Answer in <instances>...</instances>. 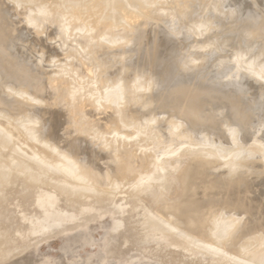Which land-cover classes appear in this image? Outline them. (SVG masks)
<instances>
[{"label": "bare ground", "instance_id": "6f19581e", "mask_svg": "<svg viewBox=\"0 0 264 264\" xmlns=\"http://www.w3.org/2000/svg\"><path fill=\"white\" fill-rule=\"evenodd\" d=\"M7 1H9L11 5L10 4L8 5ZM56 1L57 2L51 1L50 4L52 2L54 4L53 6H50L49 2L45 0H39V2L43 5V7L45 6V4L47 5L46 7L42 8L44 9V11H41L42 9L39 8L41 7L40 6L41 4H36L38 5V7L35 8V6H33L34 8L32 7L33 9L29 10V7L32 6L29 4V2H33V0L32 1L31 0H0V217L3 216L5 220L6 219L8 220V216L11 217L13 210L15 211L13 215L15 214L14 217H16V219L15 218L14 219L15 220H17V218L19 219V223L13 219L16 223H18L15 226L13 225L15 223L14 221L13 223H10L11 226L13 227H11L10 225L7 226L8 223L6 225L0 224L1 225L0 227L2 228L4 226L7 227V228L4 227L3 229L5 231L4 230L2 231L7 235H9V237L10 235L11 237L12 235H14V237L19 235L21 238H26L30 235L37 233L38 230L41 228H44V230L47 229L52 230L54 228L61 229L62 227H64V225L60 223V220L58 221L55 220V217L66 216L70 211L80 210L81 208H84L85 204L82 197L83 198L84 196L85 198L86 196L90 197L91 201L90 200L89 201L93 202V204H97L95 203L96 201L97 202L99 201L98 202L99 204L100 202L112 204L110 201L113 200L115 197H117L118 194L121 195L127 194L130 198V201L129 202L125 201V202L128 204L131 203L137 204L138 209L136 210H139V215H137V217H139L138 221L136 219L139 225L137 223H135L134 225L136 226L137 224L138 227L140 226L142 227V229L145 225H148L147 227L145 226L146 230L145 229L144 230L147 232L145 235L148 236L150 239H153V237L157 235H158L157 237H159V234L161 233L163 234L165 232V231L162 232L163 231L162 229H164L163 227L177 228L176 231H178V228L180 227L179 232L183 235H189L192 232L195 233L198 232L199 235H201L200 233L209 231L212 233L213 237L218 242H220L222 238L226 239L227 237L225 238V236H228L229 234L232 235L231 231L233 230L235 231L236 229H231V228L232 227L235 228V226L233 225L231 228L228 226L232 225L231 223H233L234 221L235 224L236 221L237 222L239 221L238 220L239 216H237L236 218V215L238 214L236 212H235L236 215L233 214L234 218H230V219L229 217L226 216L228 214H224L223 216H226L227 218L222 216L223 219H221L220 214L219 215L214 214L216 216L213 215V217L210 219L206 218L205 217L206 214L198 210L199 207H195V206L192 207L194 203L192 204L191 202L194 198H192L191 194L190 196L192 199L190 198L191 200L189 203H191L192 206L190 204L188 205L186 201L185 203L181 202L182 204L180 203L179 205H174L173 203H163V204L160 203V193L164 191L163 189L165 185H167L168 182L169 185L172 184V182L170 183V181L167 180V177L171 175L170 172L172 171L170 170L175 168L176 164L173 167L170 166L171 167L170 169L169 167L166 168L165 166H163L161 162H159L160 164H158L156 155L152 150L153 148L150 149L151 146H149L152 143L153 137L151 138V136L153 134L151 135V133H153V131L151 130L152 132H148L147 129L150 128L148 126L156 124L158 122L157 121L158 119L154 118V114L153 117L150 116L151 114L149 115V117H145L148 115H145L142 112L143 105H145V103H151L152 100L150 94L149 95L148 93L144 94L141 93L140 91H144L145 89L150 88V85L152 84L154 85L153 79H151L150 77L146 78L145 76H144L145 78L142 77V75L138 73V71L136 70H134L133 72L132 70H130L131 68L130 69L128 68V65L126 64L127 62H125L123 59L126 51L125 46L129 43H139L143 38V35L145 34L144 30L146 29L144 27L148 24V22H151L148 20L155 19V17H157L159 13H161V15L163 14L164 17L167 16L164 19H168V16L172 17L173 14H175L174 16H176V13H180L185 16L186 14H195L197 12L196 11L197 6H199L198 3L201 2H199V0H172L170 7H164L162 5L163 4L162 0H67V1L56 0ZM205 1L211 2V0H205ZM213 1L215 2V0ZM245 1L246 0H244L243 2ZM205 4H203V6ZM236 4H238V0ZM105 5H107V10L109 11L110 9L111 11L106 12L105 11L106 9H104ZM14 6H16L18 10ZM110 6L111 8H109ZM10 7H11V11L17 14H20L23 11H25L26 13L31 11L34 12V14L37 13L40 14L39 16L33 15V16H37V17H33L32 15H30L31 12H29L28 14L30 15V17L31 16L32 17L30 19H27L29 15L27 16V14L22 13L25 14L26 16V18L24 19L28 20V21L26 20L24 21L30 23V24L25 23L27 25L26 29H28V34L30 32L33 35V37H35L34 41L36 45L38 44L42 49H48L50 51L56 52V46H57L58 50L65 51L64 54L66 58L68 59L72 58V59L66 61L64 64L58 63L54 65L55 67L58 68V70L52 71L50 73L47 71L45 72L43 70L44 64L42 57L37 58L36 61L33 60L35 62L32 61L31 63L29 59L26 57L28 54L26 56L24 55L23 57L19 56L18 53L22 50H20L21 48L19 44L15 45L18 41L15 44H13L14 42L13 39L14 38L16 39L15 34L19 32L18 30L19 27L18 29L15 27L17 30L12 29L14 28L11 26L12 24L11 25L4 24L2 23L3 21H1L3 14H5V16L6 15L9 16L11 20L14 19V18L12 19V16H10ZM232 15L231 17H233ZM200 19H196V21H193L192 27H194L195 29L194 28L192 29H194L195 31L200 29L207 30L208 29L207 27L209 26H207L205 20L202 19L200 20ZM14 20L16 21V19ZM44 22H49L51 24L46 25L44 24ZM78 24L79 25L81 24L82 27L80 26V28H78L79 27ZM74 28L78 30V31L76 30L77 32L75 31L76 33L72 32ZM203 31L204 30H202V32ZM196 33H198V31ZM54 38H58V42H54V44L57 43V45L51 44V42H49ZM29 39L31 40V38ZM78 39L79 41H77ZM30 40L27 39V41ZM66 41H68V45L66 44ZM101 43L107 46L109 45L112 46L111 44H114V46L116 47L114 50L117 52V54L115 53L111 55L112 50L110 49L109 51L103 48L96 49L94 47L101 45ZM85 46L95 48L93 50H90L92 51L91 53L88 51L90 55L92 54L91 56L92 58L89 56L90 57L89 62L85 58H83L84 55L82 56V54L80 53L81 52L80 50H82L80 48H84ZM68 47L69 49L67 50ZM41 48L39 49V51L41 50ZM89 49L92 48H88L87 50ZM37 50L38 49H36V51ZM76 53L80 55L79 59L76 58ZM84 53H86V51ZM171 53H169L168 55H170ZM181 63L178 62V64ZM251 66H252L251 64H248L247 67L245 68L244 73L248 72L252 77H256V79L258 78L264 84V71L263 69L261 70L262 67L260 69L255 67L256 69L254 68L253 70ZM192 67L194 68V66ZM189 69H187V72ZM183 70L186 69H182V72ZM129 72L131 75V80H129V82L125 84L123 83L122 85H119L118 83L121 81V80L119 81V79H122V77H124V74L126 73L129 74ZM191 72L192 74L195 73L193 71H190V73ZM94 74L97 75V77L95 76L96 79L93 82L96 85L95 88L92 87L91 89H89L90 88L89 87L88 89H86L85 88L86 85L83 84L86 83L88 79L87 77L89 75H92L89 77L93 78ZM9 78L13 81V84L11 83L12 86L5 85L3 84L4 82L2 83V81L7 80ZM201 79L203 78L201 77ZM246 79L249 80L250 78L249 79L246 78ZM251 79L253 80L254 78ZM91 80L92 79H90L89 82ZM208 82H210V80H208ZM257 82L258 81H256V83ZM82 89L83 90L85 89L84 90L85 93L82 91ZM80 91H82V93L84 94H80ZM13 94H16L15 96H17L18 98L15 99L13 96H11ZM9 96L14 98L15 100H11V101L7 100L6 98H8ZM153 99L155 100L154 97ZM156 107H158V105H156L155 108ZM223 111L225 110L223 109ZM170 112H172L171 109ZM97 115L100 116L96 117ZM43 116L47 117V121L46 119L45 121L47 122L48 127H46V125H44V123L41 120V117ZM140 117H144L145 119L143 118V120L142 119L140 120L139 119ZM168 117H166L167 119L164 120L159 119V121H164V122H161L159 124L160 127L158 128V130H156V133L155 131L154 133L156 135L158 134V136L160 137V139L158 140L161 141V145L159 144L160 147L163 146L164 148H167L166 152H168V155H170V157L172 155H176L177 153L174 152V150L171 151L172 148H170L171 145H169V143L172 144L176 142L175 140H177L178 142V139L181 137H184V140L182 138L181 143H187V142L190 143L188 141L189 138L190 139L193 138L197 141V143L195 144L193 143L194 146L187 144L188 149L185 152H183V154L192 151L193 154H197V157H195L191 161L197 160L198 161L197 166H199L200 169H204V167L208 166L210 163L211 164L212 163L214 164L215 162L217 163L218 162L216 160L217 158L228 157V154H230L228 152H225L224 149L226 148V145L224 146L222 144H221L222 146L219 145V147L222 148L224 146V149L222 148L220 150V148L217 147V149H214L215 151L218 150L216 151L217 153L215 154L214 153L215 151L212 150L211 147H209L212 144H216V143L218 144V142H216L217 139L215 140L214 138H212L211 137L212 135L210 136L209 133H205L202 131L198 135L195 134L194 131H192L190 133L193 134L190 135L187 132L188 129L186 130L187 126L185 122L181 118L178 117L176 118L175 121L174 119L168 120ZM143 125H145L148 128H146ZM157 125L155 127L159 126ZM231 132H228V134H230ZM170 134H172L173 137L181 134L183 136H178L179 138L177 137L174 140V138L173 139L171 138L172 135ZM141 136H144L143 139L140 138ZM234 136L236 137L238 136L239 139V135L235 134ZM230 138H233V135ZM172 140L174 142H172ZM239 141L241 142V140ZM177 142L174 144H177L176 146L180 144L181 146V143L180 142L177 143ZM233 142L237 143L238 141L233 140ZM233 142L231 141V144H233L234 146L235 143ZM257 142L255 143L257 144ZM157 143L158 142H156V145ZM260 143H261L260 147L264 148V146H262L263 145L262 141ZM244 148L241 149L243 150ZM184 149H186V147ZM230 150L232 151L231 148ZM250 150L251 149H249L247 152L249 153ZM258 150L257 151L255 150L256 153L258 152ZM163 151H165V149ZM239 151L237 152L240 155ZM237 152H234L235 157L231 154L229 155L228 159L232 161L236 159L239 160V155L237 154ZM244 152L245 154L247 153L246 151ZM217 154L218 157L216 158L215 155L217 156ZM261 154L263 155L264 153H262L261 151ZM178 155L179 157L174 156L176 160L172 162V160L174 159L173 158L171 160L172 163L177 162V158H180V154ZM230 157H232V159ZM211 159L216 161L212 162ZM160 160L163 159L161 158ZM178 160H179L178 163H180L181 159ZM224 160L226 161V158ZM228 161L226 162V165L224 164V166L227 167L228 163L231 162ZM165 162L169 163L170 161L166 160ZM171 162L170 164H172ZM189 163L191 164L192 162ZM193 163L191 165H193ZM240 164L239 166H241ZM191 165H188V167L183 168L184 170L182 169L178 174L179 183H180L179 185L180 186L182 185L181 188L182 187L185 188L189 175H191V177L193 173L196 175L195 169H192L188 172V170L190 169L189 166ZM229 165L231 166V163ZM230 166H228L227 168L233 167ZM234 166L235 167H233V170H235L236 166L238 165H234ZM197 168L196 170H198ZM190 172L191 174L188 175V173ZM238 176H237V180H238ZM200 177L198 179L199 181H202V183L200 182L201 184L199 185L198 189H200V193H202L203 189L205 188L204 186H206L207 184L204 182L205 181L204 179L207 177H205L204 179L203 177L202 178ZM234 177L235 176H233V178ZM216 179H218V176L216 177ZM166 181H168L167 184ZM206 181L208 182V180ZM221 181L223 183V180ZM147 185L148 186L155 185V187L152 188L154 189V192H152L151 195L153 209H150L148 207V203L146 201V198L150 194V193L146 194V191H144V188ZM210 187L212 186L210 185ZM149 188L148 191H151V189L149 190ZM210 189L211 188L206 189L207 192ZM186 190H188V188H186ZM88 193H92V194L89 196ZM181 193L183 194L182 190ZM198 193L199 192H196V196H195L196 198L198 196ZM204 193L205 196H207L206 191H204ZM231 194L235 195L233 191ZM127 195L126 198L128 197ZM186 196H188V193ZM199 196L203 197V193L202 196L201 194ZM230 196L227 197L229 198ZM235 196L238 198L239 194L238 196L237 194ZM122 197L123 199H125L124 198L125 196ZM165 197L167 196H164V198ZM118 198L116 200H118L119 202L122 198L119 199ZM196 198L193 201H197ZM255 198L253 197V199L252 198L251 199L254 200ZM207 199H212V198L208 197ZM233 200L234 201L236 200V202L238 201L237 199H233ZM254 201L259 203L258 201H256V199ZM112 202H114V200ZM115 202L117 203V201ZM205 204L202 206H205ZM103 206L104 205H102V207ZM30 207H33L35 209L31 213L28 212ZM118 210L120 209H117V211ZM121 211L123 212V210ZM10 212L11 215H9ZM248 212H250V210ZM158 215H161L163 219L160 220L159 219L160 216L158 217ZM233 215L231 216L233 217ZM206 219L208 221L207 223L209 224L207 228L208 230H206L205 224L201 223L203 222V220L206 221ZM232 219L234 220L233 222H231ZM10 220L11 219H9V221ZM238 225L236 226L238 227V230H240L239 226H241V224L239 226ZM148 227L149 229H147ZM227 227L228 229L226 230ZM225 230L226 232H224ZM2 231L0 232L1 234L3 233ZM234 231L233 233H235V235L237 236L239 232L236 234V231L235 232ZM171 233L172 232H170V235ZM211 233L209 234L211 235ZM165 235H168V233L163 234L164 237ZM0 236L1 238L4 237V235L3 236L0 235ZM171 237H173V235ZM1 238H0V256L7 252L5 251L3 253L4 250H2L3 248L2 246L6 242H4V239ZM163 238H162L163 241L168 240V238L167 239L166 238L163 239ZM260 238L261 237L259 236L258 240H260ZM234 239L235 238L232 235L231 238L226 239V242L225 241L224 242L227 243L230 240L231 243L234 241ZM158 240H160V237L158 238ZM183 240L185 239H182V241ZM10 241L8 243H10ZM176 241L178 240H175V242ZM249 241H246L245 243L248 244ZM218 242L216 243L217 246L219 245ZM263 242L260 241L259 243L261 244ZM186 244H188V242ZM191 244L192 245L194 244L193 241ZM191 244H190V248L194 247V245L192 246ZM196 244H198V242ZM200 244L202 245V243ZM212 244L215 245V242L211 243V245ZM6 245L8 244L6 243L5 246ZM201 245L197 246L199 252H200L199 247L205 249L206 246V250H208L209 244L206 245L203 243L204 247ZM211 245L210 248L212 252L213 251L214 252L213 253L209 252V253L214 255L216 251L214 250L215 246L211 247ZM243 245L244 242L240 246V248ZM181 246L178 247L181 248ZM184 247L186 248V246ZM227 247H229V245H227ZM235 248L238 249V247ZM220 249H218L217 251L218 255H219L218 252H220L221 254H226L227 257L231 255L226 251H221L222 249L221 250ZM206 250L201 249L202 252L203 251L206 252ZM260 250H262V253L264 252L263 251L264 249H260ZM189 251L190 252L195 251V249ZM233 251H235V249ZM247 252L245 250L244 254L249 256V252L248 254ZM242 253L243 252H241V254ZM217 254L216 256H218ZM261 254L260 256H262L263 258L261 257V261L257 260L259 261V264L264 263V256L263 254L262 255ZM255 256L258 255L255 254ZM234 259L236 258L234 257ZM239 259L238 261L241 260ZM241 261L243 262V259ZM255 261L256 260H254V262Z\"/></svg>", "mask_w": 264, "mask_h": 264}, {"label": "rangeland", "instance_id": "374dc122", "mask_svg": "<svg viewBox=\"0 0 264 264\" xmlns=\"http://www.w3.org/2000/svg\"><path fill=\"white\" fill-rule=\"evenodd\" d=\"M37 1L39 2V0H36V1L33 0V2H29V4L32 5V6H30L31 8L29 7V10L33 9L34 8L33 6H35V8L38 7V5H36V4H41L40 2L38 3ZM45 1L49 2L50 6H53L54 1L57 2L56 0H50V1L45 0ZM51 1H53V2L50 4ZM162 1H163L162 5L164 7H170V4L172 3V0H168V1L162 0ZM212 1L213 0H211V2L205 1V0H199V2H201V3L203 2V3L202 4L198 3L199 6H197V10H196L197 12L195 14H186V16H185L183 14L176 13V16H174L175 14L172 15L173 18L168 16V19H164L167 16L164 17L163 14L161 15V13H159V15H157V17H155V19L148 20L151 22L147 21L148 24L146 26H148V25H150V26L144 27L146 29L144 30L145 34L143 35V38L141 39V41L139 43H129L125 46L126 51H125L123 59L125 62H127L126 64L128 65V68L129 69L131 68L130 70H132L133 72H134V70H136V71H138V73H140L142 75V77H144V76L146 78L150 77L154 81V85L153 84L150 85V88L145 89L144 91H140L141 93H144V94H147V93H148V95L150 94L151 100H152L151 103H145V105H143L142 112L145 115H148L145 117H149L150 114H151L150 116L153 117V114H154V118L158 119L157 120L158 122L156 124L153 123L154 125L148 126L150 128L146 127L147 126L146 124H145L146 126L143 125L146 128H148L147 129L148 132L153 131V133H151V135L152 134L154 135L156 133V130H158V128L160 127L159 124L161 122H164V121H159V119L164 120V119H167L166 117L169 116L168 120L174 119L176 121V118H178L176 116V114L173 113L172 107L169 105V103L166 105V107L163 106L162 108H157V107L155 108V103L153 102L155 100L153 99V97L155 99H156V95L165 97V95L170 91L168 85L176 77L178 72H182V69H186V70H183V72H187V69H189V68H190L189 70L193 71V72H195L197 70L193 74H192V72L190 73L189 70H188V72L191 75H196V76H198V74H200V76L203 78V79H201V78L200 79L203 82H205V86L202 88L203 90L209 91L214 86H216V84L231 85V87L228 89L229 91L233 90V87H236V89H237V87L241 89L240 94L243 97V100L242 99H240V100L242 102H244V109L247 110V113L249 112V115H250L249 118H251V121H252L251 124H247V130L246 131H240L242 134L239 132L238 128L235 126V122L232 119H231L232 121H229V119H228L226 122H223L224 125H222L221 131H220L219 127H218V131H211V132L210 131L206 132L205 130H191L188 127H186V130L188 129L187 132L190 135L193 134V133H190L192 131H194V133L197 135L200 134L202 131L205 133H209L210 136L212 135L211 137L214 138L215 140L217 139L216 142H218V144L216 143V144H212L211 146H209L212 148V150L217 149V147H219V145H221V144L224 146L226 145L225 149H224V146L222 148L225 150V152H228L230 154H228V157H221V158H217L218 154H217V156L215 155V157L217 158L216 160L218 161L217 163L215 162L216 160L211 159L212 162H215L214 164L210 163L208 166L204 167V169H200V167L197 166L198 165L197 160L191 161L195 157H197V154H193V151L189 152V153L187 152L186 154L185 153L183 154V152H185L188 149V145H193V143L194 144L197 143V141L195 139L192 138L193 139L192 140L189 137H188L189 138L188 141L190 143H188L187 141H186L187 143H181L182 138L184 140V137L179 138L178 136H183L182 134H185V133H182L181 135L174 136V137L172 134H170V135H172V137L171 136L170 137L172 139L174 138V140L178 137L180 139V141L178 139V142L181 143V146H180V144H178V146H176L177 144H174L177 142V140H175L176 142H174L172 140V142H174V143L171 142L172 144L169 143V145H171L170 148H172L171 151L174 150V152L177 153L176 155H172L171 157H170V155H168V152H166L167 148H164L163 146L160 147L161 141L158 140V139H160L158 134L157 135L155 134L154 136L153 135L151 136L149 134L151 136V138L152 137H153V139L155 138L154 140L152 139V143L149 146H151L150 149L153 148L152 150L154 151V154L156 155V158L158 160V164H160L159 162H161V164L163 166H165L166 168L169 167V169L171 168L170 166L173 167L176 164V166H175L176 169L173 168L175 170H173V169L170 170V171H172V172H170L171 175L169 174L170 176L167 177V180L170 181V183L172 182V184L169 185V182L166 181V184H167V182H168V184L165 185V187L163 189L164 191L162 190L163 192H161L162 196L164 195L167 197H165V198H164V196L162 197L161 193H160V203L161 204L173 203L174 205H179L181 202L185 203V201H186V203H188V205L190 204L191 206L194 203L192 207H194V206L199 207L198 210L200 212L205 213L206 214L205 217L209 218V219L212 218L214 214H217V215L220 214L221 219H223L222 216L224 214H228L226 216L229 217V219H230V218H234L233 214L236 215V213H238L236 215V218H237V216H239L238 217L239 221L238 222L236 221V224H235V221L232 219L231 222H233V221L234 222L231 223L232 225L228 226L231 228L234 225L235 228L232 227L231 229H236L235 230L236 234L239 232L238 235L236 236L235 233H233L234 230L231 231L233 237L235 238L234 241L230 243V240H229V242L225 243L226 239H229L232 237V235L229 234L228 236H225V238L227 237L226 239L222 238L220 240V242H218L213 237L212 233L209 231L200 233L201 235H199L198 232H196V233L192 232L189 235H183L179 232L180 227L178 228V231H176L177 228H173V227L165 228V227H163L164 229H162L163 230L162 232L165 231L163 234L168 233V235H165V237H164L163 234L161 233V234H159L160 240H158V238H159V237H157L158 235L154 236L153 239H150L148 236L145 235L147 233L145 230H146V227L148 225H145L146 227L144 226L145 228L143 227V229L140 226L138 227L139 223H137V221H138L139 217H137V215H139V210H136V209H138L137 204H132L131 202H130L131 204L126 203V202L130 201V198L127 194H123V195L118 194L117 197H115L113 199L114 202H112L113 200L110 201L112 204L101 203V202L99 204L98 203L99 201L95 202L97 204H93V202H90L91 201L90 197L86 196V198H85V196H84V198L82 197V199L84 200V204H85L84 208H81L80 210L70 211L68 213V215H66V216H56L55 217V220H57V221L60 220V223L64 225V227H62L61 229L54 228L52 230H48V229L44 230V228H41L38 230L37 233L30 235L26 238H21L19 235L15 236V237H14V235H12V237L10 235V237H11L10 238L9 235H7L6 233H4L2 231V230H4L3 228L6 226H4L3 228L0 227V232L1 231L3 232L2 234L0 233V235H2V236L4 235V237L1 238V236H0V238L4 239V242H6L8 244L5 246L6 243H4V245L2 246L3 247L2 250H4L3 253L5 251H7V252L0 256V264H249V263L254 264L255 262H258L255 264H259V261H257V260L261 261V257H262V256H260V254L262 253V250H260V249H264V244H263L264 243L263 242L264 241V206H263L264 205V196H263V194H264V163H263L264 162V154L263 155L261 154V151H262V153H264V148L260 147L261 141L263 144L262 146H264V98H263L264 97V84L258 78L256 79V77H252L248 72H246V73H244V72H245V68L247 67L248 64L252 65L251 67L253 70L255 67L259 68V69L262 67L261 70L263 69V71H264V50L261 49V44H263V42H264V0H248V1L246 0L245 2H243L244 0L243 1L241 0L243 2V4L240 0H238L239 5L236 4L237 0H215V2L213 1L214 3ZM216 1H219V2H216ZM7 2L9 5L10 4L9 1H7ZM205 3H207V4H205ZM209 3H212V4H209ZM203 4H205L206 6L205 5L203 6ZM235 4L238 6V8ZM208 5L209 6L211 5L210 6L211 8ZM40 6L41 7H39V8L42 9V8L46 7L47 5L45 4V6L43 7V5L41 4ZM14 7L16 8V6H14ZM102 8H104V7H102ZM109 8H111V6ZM199 8H202V9H199ZM16 9L18 10V8H16ZM104 9H106L105 10L106 12L108 11L107 5H105ZM46 10H47V8H46ZM211 10L214 12H212ZM41 11H44V9H42ZM109 11H111V10L109 9ZM29 12H31V11H29ZM29 12L26 13L25 11H23L20 14H17L15 12L11 11V7H10V16H12V19L13 18L16 19V21L14 19L11 20L9 18V16H7V15L5 16V14H3L1 21H3L2 23H4V24H10V25L12 24L11 26L14 27V28L11 27L12 29H16V28L18 29V27H19V29H18L19 32L17 33L18 36H17V34H15L16 39L15 38L13 39L14 40L13 44H15L18 41L15 45L19 44V46L21 48L20 50H22L20 52L18 51L19 56L23 57L24 55L26 56L27 54L28 55L30 54L29 56L27 55L26 57L29 59V61L31 63L33 60L36 61L37 58L42 57L43 58V64L45 65L44 66L42 64L43 70L45 72L47 71L50 73L52 71H56V70H58V68L55 67L54 65H56L58 63L64 64L66 61H68L72 58H69V59L66 58V56L64 54L65 51L58 50L57 46H56V52L50 51L48 49H42L38 44H37L38 45V47H37V45L34 41L35 37H33V35L30 32L28 34V29H26V26H27L26 24L28 22H26V21H28L27 19H30L33 15L39 16L40 14H38V13L34 14V12H31L30 15H32V16L30 17V15L28 14ZM22 13L27 14V16L29 15L28 18L24 19V18H26V16H25V14H22ZM233 13H235V14H233ZM231 15L233 17H231ZM37 16H33V17H37ZM7 18H9V19H7ZM178 18H180L181 21ZM200 18L202 20H205L207 26H209V27H207L208 28L207 30L202 29V30H204L203 32L201 29H200L201 31L200 30L195 31L194 30L195 28L192 27L193 21H196V19H200ZM5 19H7V20H5ZM10 20L12 23L10 22ZM24 20H26V21H24ZM80 23H82V22H80ZM28 24H30V23H28ZM44 24L48 25L51 23L44 22ZM80 26H81V24L79 25L78 28H80ZM23 28H24V31H23ZM76 28H77V25H76ZM192 28H194V29H192ZM25 29L27 30V32ZM74 29L72 32L76 33L78 30L77 29L74 30ZM197 31H198V33H196ZM80 33H83V32H80ZM26 36H28V37H26ZM18 37L21 38V41H20V38H18ZM29 38H31V40ZM38 38H40V37H38ZM43 38H44V35H43ZM27 39L30 41H27ZM19 41H20V43H19ZM77 41H79V39ZM49 42H51V44H54V42H58V38H54ZM66 44L68 45V41H66ZM54 45H57V43ZM101 45H103V46H101ZM101 45H99L97 47L94 46V47L96 49L97 48L98 49L103 48L106 50L110 49V50H112L111 55H113L115 53L117 54V52L114 50L116 48L114 46V44H111L113 47L109 45L111 48L109 46L103 44V43H101ZM159 45H162V46H159ZM165 47H167V48H165ZM40 48H41V50L39 51ZM86 48L87 49L92 48V49L87 50ZM95 48L85 46L84 48H80L83 50V51L80 50L81 51L80 53L82 54V56L84 55L83 58H85L89 62L90 57L92 56V54L90 55V53L92 52L90 50H93ZM36 49H38V50L36 51ZM64 49H66V48H64ZM68 49H69V47L67 48V50ZM29 51H30V53H29ZM69 51H71V50H69ZM85 51H86V53H84ZM146 51L148 54L146 53ZM33 52H35V53H33ZM169 53H171V54L168 55ZM147 55H148V57H147ZM79 56L80 55L78 53H76V58L79 59L80 58ZM34 57H35V59H34ZM46 59H47V61H46ZM146 59H147V61H146ZM182 59H183V61H182ZM57 60H58V62H57ZM35 61H33V62H35ZM134 62H135V64H134ZM178 62L179 63L182 62V63L178 64ZM131 63H132V65H131ZM175 63H176V66H175ZM129 66H131V67H129ZM192 66H194V68ZM213 74L214 75L216 74L215 76H218V78H214ZM89 76H92V75H89ZM89 76L87 77L88 79L90 78ZM95 76L97 77V75L94 74V76H93L94 79L91 77L90 79H92V80L90 82H89L90 79L89 80L87 79L88 82L86 81V83L83 84V85H86L85 86L86 89H88L89 87H90L89 89H91L92 87L95 88L96 85H95V83H93L94 80L96 79ZM245 77L248 79L250 78V79L247 80ZM251 78H254V79L252 80ZM129 80H131L130 72H129V74L128 73L124 74V77H122V79H119L120 82L118 84L119 85H122L123 83L125 84V83L129 82ZM208 80H210V82H208ZM256 81H258V82L256 83ZM2 83L5 85L12 86L13 81L9 78L7 80L2 81ZM84 90L82 89V91L85 93ZM82 91H80V94H84V93H82ZM262 91H263V93H262ZM222 94H223L222 91L217 92L216 96H215V94H213V95L211 94V96L205 100L206 102H204L202 107H205L207 104H209V101H211V99H213L214 97L222 96ZM15 95L16 94H13L11 96H13L15 99L18 98ZM43 96H45V95H43ZM14 98L9 96L6 99L11 101V100H15ZM236 100H237V98H236ZM261 100H263V101H261ZM150 104H152V105H150ZM170 109L172 112H170ZM150 110H151V112H150ZM204 111H206V110L204 109ZM225 114H226V110L225 111H223V109L219 110L217 112V114L214 116V121L218 120V121L222 122V119H223L222 116H224ZM99 116L100 115H97L96 117H99ZM143 118L144 117H140L139 119L143 120ZM45 119L47 121L46 116L41 117V120L44 123V125H46V127H48V124L45 121ZM177 121H179V120H177ZM156 125L158 127H155ZM145 127H143V128H145ZM131 131H133V130H131ZM154 131H155V133H154ZM231 131H233V132H231ZM228 132H231V133L228 134ZM157 133H158V131H157ZM234 133L236 135H239V139H238V136L237 137L234 136L235 135ZM232 135H233V138L235 137L234 139L230 138ZM156 136H158V137H156ZM143 137L144 136H141L140 138L143 139ZM240 137H241V139H240ZM232 139L234 141H238V142L237 143L233 142ZM190 140H192V141H190ZM230 140L233 143H235L234 146H233V144H231ZM239 140H241V142ZM254 140H256V141H254ZM159 141H160V143H159ZM257 141L258 142L260 141V142L258 143ZM156 142H158L157 145H156ZM255 142H257V144ZM239 143H241V144H239ZM212 146H214V147H212ZM185 147H186V149H184ZM244 147H246V148H244ZM255 147H256V149H255ZM219 148H220V150L222 149L221 147H219ZM230 148L232 149V151L230 150ZM239 148L240 149L244 148L243 150L246 152L249 149H251V150L249 151V153L247 152L246 153L247 155H246L245 152L242 149L240 150ZM164 149H165V151H163ZM255 150L256 151L258 150V152L256 153ZM216 151H218V150H216ZM216 151L214 152L215 154L217 153ZM237 151H239L240 155L238 154ZM234 152H237V154L239 155V160L233 159L234 161H232V160L228 159L229 155H231V154L235 157ZM160 154H162V155H160ZM178 154H180V158H177V162L172 163L173 161L176 160V158H175L176 156L179 157ZM241 155L242 156L244 155V156L242 157ZM160 157L163 160H160L161 159ZM225 158H226V161L224 160ZM230 158L232 159V157H230ZM178 159H181L182 162L180 160V163H178L179 162ZM164 160L165 161L167 160L170 162L172 160V162H171L172 164H170V162L169 163L167 162L168 163L167 164ZM221 160H223V161H221ZM228 160L231 162H229ZM219 161H220V163H219ZM227 161L229 162L227 167L230 166L229 165L230 163H231V166H233V167H235L234 165H238V166H236L235 170H233V167H231V166H230L231 168H227L226 166H224V164L226 165ZM189 162H192V163L194 162V163H193V165H191L192 163L190 164ZM239 164L241 166H239ZM188 165H191V166H189L190 169L188 170V172L192 169H195L196 175L193 173V175L195 177L194 178L192 175V177L194 178L193 179L191 177V175H189V174H191V172L188 173V175H189L188 177L190 179L192 178L191 180L193 181V183H192V181L190 182L189 181L190 179L188 178L187 182L188 183L190 182V184H188V186L186 187V188H188V190H186V189L183 190V187L181 188L182 185L181 186L179 185L180 183H179L178 174L183 168L188 167ZM194 166H196V167H194ZM210 167L212 168V170ZM196 168L198 170H196ZM205 168H206V170H205ZM232 171H234V172H232ZM198 174H199V176H198ZM203 174H205V175H203ZM208 174L211 176V178H214V179H211ZM241 174H242V176H241ZM217 176H218V179H216ZM233 176H235V177L233 178ZM237 176H238V180H237ZM199 177L200 178L203 177V179L205 177H207V178L209 177L208 179L207 178L204 179L205 180L204 182L207 184H206V186H204L205 188L203 189V192H202L203 197L199 196L200 194L202 196V193H200V189H198L199 185L202 183V181H199V179H198ZM194 180L195 181L197 180L196 182L197 183L199 182V183L197 184ZM206 180H208V182ZM221 180H223V183ZM196 184L198 185V187ZM189 185H191V186H189ZM210 185L212 187H210ZM150 186H152V185H149V186L147 185L144 188V191H146V194L150 193L149 196L146 198V201L148 203V207L150 209H153L152 208L153 203H152L151 195H152V192H154V189H152V188H154L155 185H153L152 187H150ZM169 186H170V188H169ZM195 186H196V188H195ZM206 187L211 188L209 190L211 192H209V191L207 192L206 189H208V188H206ZM148 188H149V190L151 189V191H148ZM166 189H168V190H166ZM226 189H228V190H226ZM181 190H182L183 194L181 193ZM259 190H260V192H259ZM185 191H187V192H185ZM204 191H206L207 196H205ZM232 191H233V193H235V195L237 194V196L239 194L240 197L238 196V198H237L234 194L232 195L231 194ZM196 192H199L197 198L195 197ZM163 193H166V194H163ZM184 193H186V194H184ZM187 193H188V196H186ZM91 194L92 193H88L89 196ZM190 194H191L192 198H194L193 200H195V198L197 200V201L192 200V202H191L192 204L189 203L190 200L192 199ZM126 195L128 196L127 198H126ZM183 195H184L186 200L184 199ZM230 195H232V196H230ZM122 196H125L124 198L126 200L123 199ZM227 196H230L231 198L230 197L228 198ZM262 196H263V198H262ZM118 197L122 198L123 201L121 199L118 202V200H116ZM208 197L212 198V199L215 198L216 200L215 199L214 200L207 199ZM253 197L254 198L256 197L255 199L259 203L255 202L254 201L255 199L252 200ZM232 198L237 199L238 201L236 202V200L234 201ZM115 201H117V203ZM207 202H208V204H207ZM125 203L127 204V206ZM203 203L204 204L206 203L205 206L206 205L207 206L206 207L202 206V205H204ZM98 204H99V206H98ZM109 204H110V206H109ZM102 205H104V206L102 207ZM114 206L116 207V209ZM232 206H233V208H232ZM117 209H120V210L117 211ZM209 209H211V210H209ZM253 209H254V212H253ZM258 209L261 211H259ZM33 210H35V209L33 207H30L28 212L31 213V212H33ZM121 210H123V212ZM249 210H250V212H248ZM137 211H138V214H137ZM12 212L15 213V211H13V210H12ZM194 212H196V211H194ZM13 213L11 215V212H10L9 215H11V217H9L7 215L8 220L7 219L5 220V218L3 216H1L0 217V224L6 225L8 223L7 226L8 225L11 226L10 223H13V221L16 219V217H14L15 214L13 215ZM255 213H257V214H255ZM209 215H210V217H209ZM231 215H233V217ZM159 216H160V218H159L160 220L163 219V217L161 215H158V217ZM214 216H216V215H214ZM226 216H223V217L227 218ZM240 218H241V220H240ZM9 219H11L10 220L11 222L9 221ZM136 219H137V221H136ZM226 220H228V219H226ZM15 221H17L19 223L18 218ZM132 222H134V223H132ZM207 222H208L207 219H206V221L203 220V222H201V223L205 224L206 230H208L207 228L209 226V224ZM18 223L15 222L13 225L15 226ZM135 223H137L138 225L136 224V226H135L134 225ZM239 223L241 224V226H239L240 225ZM236 225H238L240 227L239 228L240 230H238V227ZM11 227H13V226H11ZM228 227L226 228V230L228 229ZM147 229H149V227ZM168 230H169V232H168ZM226 230L224 232H226ZM170 232H172L171 235H170ZM209 233H211V235ZM5 235H6V237H5ZM172 235H173V237H171ZM259 236L261 237L260 240H258ZM188 237H189V240H188ZM253 237H255L257 239V241H259V242L261 241L263 243L260 244ZM162 238L163 239L168 238V240L163 241ZM173 238H175V239H173ZM192 238H194V239H192ZM182 239H185L188 241H185V240L182 241ZM198 239H200V240H198ZM210 239H211V241H210ZM175 240H178V241L175 242ZM9 241H10V243H8ZM167 241H168V244H167ZM189 241H191V242H189ZM192 241L194 243L193 244L194 247H196V248H194V247L190 248V244L192 243ZM196 241L198 242V244H196L197 243ZM206 241H207V243H206ZM246 241H249V243L248 244L245 243ZM187 242L189 245L186 244ZM214 242H215V245L214 244L211 245V243H214ZM217 242L219 243V245L221 247L219 245L218 246L216 245ZM243 242H244V245L240 248V246L243 244ZM200 243H202V245ZM203 243L206 245L209 244L208 245L209 248H208V250H206V246H205V249H203L202 247H199V249H200V252H199L197 246L201 245L204 247ZM210 245H211V247H214V246L216 247V249L214 247V250H216L215 251L216 254H217L218 249L221 248L222 249V250L220 249L221 251H226L227 253H229L231 255L227 257L226 254H221L220 252H218L219 255L218 254L217 255L220 256V257H218V256H216L215 253H214V255L210 254L209 252H212ZM227 245H229L230 248L227 247ZM178 246H181V248ZM184 246H186V248ZM235 247H238V249ZM7 249H9V250H7ZM194 249H195V251H191V252L189 251V250H194ZM201 249L206 250V252L205 251L202 252ZM234 249H235V251H233ZM13 250L14 251L16 250V251L14 252ZM245 250H246V252L247 251L249 252V256L244 254ZM207 251L209 254L207 253ZM241 252H243V253L241 254ZM248 252H247V254H248ZM255 254L258 256H255ZM262 254L264 256V252ZM245 256H247V257H245ZM234 257L236 259H234ZM240 257H242V258H240ZM239 258L241 260L243 259V262ZM238 259L240 261H238ZM253 259L256 261L254 262ZM260 264H262V263H260Z\"/></svg>", "mask_w": 264, "mask_h": 264}, {"label": "water", "instance_id": "95a60500", "mask_svg": "<svg viewBox=\"0 0 264 264\" xmlns=\"http://www.w3.org/2000/svg\"><path fill=\"white\" fill-rule=\"evenodd\" d=\"M261 49L264 50V42L261 44ZM215 75L213 77L218 78V76ZM200 78V74L196 76L191 75L189 72H178L176 77L168 85L170 91L165 97L156 96L155 101H153L155 106L158 105L157 108H162L169 103L173 113L181 118L191 130H205L209 132L218 131L219 127L221 131L222 125H224L223 122L229 119V121L233 120L235 122V126L238 128L239 132L246 131L247 124H251L252 121L251 118H249V112L247 113V110L244 109V102L240 100H243L240 94L241 89L233 87V90L229 91L228 89L231 85L216 84V86L209 91L203 90L202 88L205 86V82ZM219 91L223 92L222 96L213 98L209 101V104L206 103L207 105L202 107L205 100L208 99L211 94H217ZM204 109L206 111H204ZM222 109L226 110V114L222 116V122L218 120L214 121V116ZM190 182H187L183 190L186 189Z\"/></svg>", "mask_w": 264, "mask_h": 264}]
</instances>
